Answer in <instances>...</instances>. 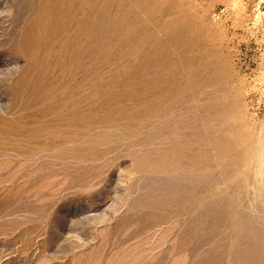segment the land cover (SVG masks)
I'll list each match as a JSON object with an SVG mask.
<instances>
[{"label":"rangeland","instance_id":"rangeland-1","mask_svg":"<svg viewBox=\"0 0 264 264\" xmlns=\"http://www.w3.org/2000/svg\"><path fill=\"white\" fill-rule=\"evenodd\" d=\"M0 264H264V0H0Z\"/></svg>","mask_w":264,"mask_h":264},{"label":"bare ground","instance_id":"bare-ground-1","mask_svg":"<svg viewBox=\"0 0 264 264\" xmlns=\"http://www.w3.org/2000/svg\"><path fill=\"white\" fill-rule=\"evenodd\" d=\"M62 1H64V0H62ZM59 3V2H58ZM65 4H66V2H64ZM70 3V2H69ZM57 4V3H56ZM63 4V3H62ZM71 7V6H70ZM55 8V7H54ZM66 8V7H65ZM59 10V9H58ZM55 11V10H54ZM66 11V10H65ZM62 13V12H61ZM64 13H66V12H64ZM68 13V12H67ZM63 16V15H62ZM185 46V45H184ZM185 47H187V46H185ZM187 48H189V47H187ZM191 73V72H190ZM199 74V73H198Z\"/></svg>","mask_w":264,"mask_h":264}]
</instances>
